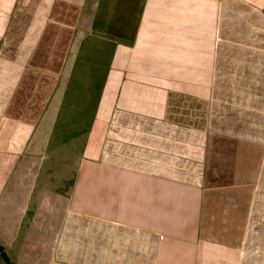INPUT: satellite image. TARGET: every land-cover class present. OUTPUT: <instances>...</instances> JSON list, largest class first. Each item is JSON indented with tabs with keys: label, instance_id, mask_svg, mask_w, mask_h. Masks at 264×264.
Returning <instances> with one entry per match:
<instances>
[{
	"label": "crops",
	"instance_id": "0c3cea01",
	"mask_svg": "<svg viewBox=\"0 0 264 264\" xmlns=\"http://www.w3.org/2000/svg\"><path fill=\"white\" fill-rule=\"evenodd\" d=\"M0 264H264V0H0Z\"/></svg>",
	"mask_w": 264,
	"mask_h": 264
},
{
	"label": "trees",
	"instance_id": "16d2710c",
	"mask_svg": "<svg viewBox=\"0 0 264 264\" xmlns=\"http://www.w3.org/2000/svg\"><path fill=\"white\" fill-rule=\"evenodd\" d=\"M0 250H2V248H0Z\"/></svg>",
	"mask_w": 264,
	"mask_h": 264
}]
</instances>
